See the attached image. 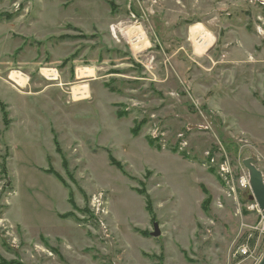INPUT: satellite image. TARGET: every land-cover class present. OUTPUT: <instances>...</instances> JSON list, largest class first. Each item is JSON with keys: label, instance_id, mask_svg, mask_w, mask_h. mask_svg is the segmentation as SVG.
<instances>
[{"label": "rangeland", "instance_id": "obj_1", "mask_svg": "<svg viewBox=\"0 0 264 264\" xmlns=\"http://www.w3.org/2000/svg\"><path fill=\"white\" fill-rule=\"evenodd\" d=\"M249 159L264 176V0H0V264H258Z\"/></svg>", "mask_w": 264, "mask_h": 264}, {"label": "bare ground", "instance_id": "obj_2", "mask_svg": "<svg viewBox=\"0 0 264 264\" xmlns=\"http://www.w3.org/2000/svg\"><path fill=\"white\" fill-rule=\"evenodd\" d=\"M112 30H116V26H112ZM120 32L127 38V40L130 41L132 49L134 52H142L145 47L148 45V39L144 32V29L141 25H136L134 27H131L129 29H122ZM190 40L193 43L195 52L199 55L203 54L209 46H211L214 41L215 37L214 35L201 23L194 24L190 28ZM43 72L46 73L48 79L50 80H56L58 79V76L56 74V70L54 69H48L44 70ZM95 74L94 68H80L78 70V76L79 78H87L89 76H92ZM11 79L15 81V83H20L23 85L22 82H26L28 77L22 73L19 72H13L10 76ZM73 97L75 100H84L89 97V89L88 85H78L73 87ZM100 203V202H99Z\"/></svg>", "mask_w": 264, "mask_h": 264}, {"label": "water", "instance_id": "obj_3", "mask_svg": "<svg viewBox=\"0 0 264 264\" xmlns=\"http://www.w3.org/2000/svg\"><path fill=\"white\" fill-rule=\"evenodd\" d=\"M244 165L250 171V183L253 191L252 199H254L260 209L264 213V176L262 171L253 163L252 160H245ZM161 229L157 221L154 222V230L150 233L153 237H159L161 235ZM258 264H264V256Z\"/></svg>", "mask_w": 264, "mask_h": 264}, {"label": "built area", "instance_id": "obj_4", "mask_svg": "<svg viewBox=\"0 0 264 264\" xmlns=\"http://www.w3.org/2000/svg\"><path fill=\"white\" fill-rule=\"evenodd\" d=\"M255 207L258 212L259 220L256 224L247 227L248 231L245 233V240L236 250L237 254L235 255L250 256L256 249L251 248L254 246L252 243L261 240V237L264 236V213L258 204H255ZM252 209H254V206Z\"/></svg>", "mask_w": 264, "mask_h": 264}, {"label": "trees", "instance_id": "obj_5", "mask_svg": "<svg viewBox=\"0 0 264 264\" xmlns=\"http://www.w3.org/2000/svg\"><path fill=\"white\" fill-rule=\"evenodd\" d=\"M4 115H6L5 114V111H4ZM135 132L137 131V129H135L134 130ZM59 149V148H58ZM110 159H111V161H112V163L114 164V165H116L117 167H119V168H123V165L119 162V161H117V160H115L113 157H110ZM143 190H145V188L143 189ZM143 193H144V191H142ZM145 193H146V191H145ZM150 199V198H149ZM148 199V200H149ZM208 201H209V198L206 200V203H208ZM147 207L148 208H151L152 207V205L150 204V202L148 201V205H147Z\"/></svg>", "mask_w": 264, "mask_h": 264}]
</instances>
